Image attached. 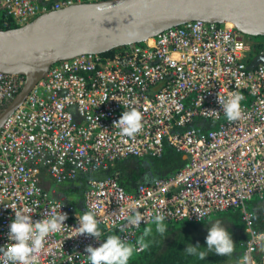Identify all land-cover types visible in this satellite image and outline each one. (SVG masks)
Returning a JSON list of instances; mask_svg holds the SVG:
<instances>
[{
	"label": "built area",
	"instance_id": "built-area-1",
	"mask_svg": "<svg viewBox=\"0 0 264 264\" xmlns=\"http://www.w3.org/2000/svg\"><path fill=\"white\" fill-rule=\"evenodd\" d=\"M92 1L0 0L1 23L20 26ZM257 57L264 58V36L243 34L232 23L189 21L111 55L85 53L52 64L0 127V248L10 243V207L31 209L34 222L53 208L68 215V229L49 237L39 264H88L85 248L99 247L107 232L135 244L158 213L164 223H196L236 209L248 229L242 255L264 264V253L251 243L249 208L251 200L264 199V62L250 67ZM23 83L22 75L0 72V108ZM230 92L244 97V116L233 122L217 99ZM133 107L143 113V130L134 139L121 137L113 122ZM165 144L187 157L171 175L131 192L116 176H92L129 157H160ZM83 173L91 175L82 211L45 186ZM136 202L145 216L138 227L126 219ZM85 211L101 221L100 241L68 239ZM198 212L205 214L201 220Z\"/></svg>",
	"mask_w": 264,
	"mask_h": 264
},
{
	"label": "water",
	"instance_id": "water-1",
	"mask_svg": "<svg viewBox=\"0 0 264 264\" xmlns=\"http://www.w3.org/2000/svg\"><path fill=\"white\" fill-rule=\"evenodd\" d=\"M189 21L232 23L243 34L264 36V0H148L147 7L143 0H96L0 28V72L24 77L19 92L0 108V127L55 62L140 43ZM258 61L264 58L250 67Z\"/></svg>",
	"mask_w": 264,
	"mask_h": 264
},
{
	"label": "clouds",
	"instance_id": "clouds-1",
	"mask_svg": "<svg viewBox=\"0 0 264 264\" xmlns=\"http://www.w3.org/2000/svg\"><path fill=\"white\" fill-rule=\"evenodd\" d=\"M143 2L147 7L148 0H143ZM135 35L133 32L128 33L129 38H135ZM217 99L228 121L233 122L243 118L241 102L244 97L241 94L230 92L225 96L219 93ZM143 120V113L133 107L128 111H123L120 119L113 122V127L119 129L118 134L121 137L134 139L143 130ZM141 206L140 202L131 206L132 214L126 218L129 225L138 227L145 220L144 214L139 211ZM10 208L15 213V218L9 226L8 240L10 243L0 248V264H39L40 255L44 251L49 237L68 229L65 225L68 215L62 213L60 209L57 211L53 208L44 215L43 219L34 222L31 209L25 208L21 211L14 210L13 207ZM203 215L205 214L198 212V219L201 220ZM77 219L78 226L70 228L74 236L68 239L86 235L97 241L101 240L103 234L100 228L101 221L97 219L95 211H85L83 215H77ZM165 219L163 214L158 213L153 216L151 221L155 225L156 232L160 235H164L168 230L164 223ZM209 225L205 238L206 251L201 250L197 243L195 246L188 244L184 250L185 253L200 260H205L209 252L221 257H232L236 252V244L230 232L219 220L211 222ZM151 231V228L146 229L135 244L127 242L118 235H109L99 247L87 246L85 252L88 254L86 256L88 264H130L136 254L148 249L149 242L146 238L151 234ZM252 236L251 243L261 253H264V232H252ZM69 259H72V256H69ZM237 264H254V261L246 252L238 258Z\"/></svg>",
	"mask_w": 264,
	"mask_h": 264
},
{
	"label": "trees",
	"instance_id": "trees-1",
	"mask_svg": "<svg viewBox=\"0 0 264 264\" xmlns=\"http://www.w3.org/2000/svg\"><path fill=\"white\" fill-rule=\"evenodd\" d=\"M17 27L13 24L2 26L0 18V28L7 29ZM263 36H256L261 39ZM115 49H112L104 55H111ZM187 157L184 153L176 151L173 147L165 144L163 154L160 157L146 156L143 158L129 157L114 164L109 165L106 169L92 174L95 177L116 176L118 183L128 192L133 191L138 184L146 183L152 179L165 177L179 170L186 162ZM90 173L80 174L76 180L70 182L67 202L74 205L76 209L82 211V193L85 188V181ZM249 208L253 212L251 228L255 232H264V199L251 200ZM239 212V211H238ZM214 215L217 219H220ZM212 217V216H211ZM210 218V217H209ZM209 218L200 222L178 221L165 223L167 232L160 235L156 232L155 226H151V234L146 238L149 242L148 249L136 254L130 264H237V260L242 256L245 241L248 238L247 226L241 224L235 225V221H242L240 214L239 219H232L231 224L223 225L232 235L236 244V252L232 257H221L209 252L205 260L189 256L185 253L188 244L195 246L199 243L201 250L206 251V236L208 228L204 225L195 226L197 223L208 222ZM243 222V221H242ZM210 224V222H208ZM102 232L104 228L100 227ZM146 231V227L144 232ZM143 232V233H144ZM115 235L113 232L105 233V236Z\"/></svg>",
	"mask_w": 264,
	"mask_h": 264
},
{
	"label": "rangeland",
	"instance_id": "rangeland-1",
	"mask_svg": "<svg viewBox=\"0 0 264 264\" xmlns=\"http://www.w3.org/2000/svg\"><path fill=\"white\" fill-rule=\"evenodd\" d=\"M45 186L50 189L49 191H50L51 195H53L54 197L64 198V195L68 194L70 183L67 182V183L61 184L60 186H54V184L52 182H50V185L48 183H45ZM238 216H239V212H238V210L235 209V210L222 212V213H220V216L217 215V217L220 219H217L216 217L212 216L209 218L208 222L211 223V222H215V221L219 220L223 225L231 224V223H233L232 219H239ZM208 222L197 223L195 226L204 225L205 227H210ZM241 224L245 225V223L242 221H238V222L235 221L236 226H240ZM151 226H153V225L150 224L149 226L146 227V229L151 228Z\"/></svg>",
	"mask_w": 264,
	"mask_h": 264
},
{
	"label": "crops",
	"instance_id": "crops-1",
	"mask_svg": "<svg viewBox=\"0 0 264 264\" xmlns=\"http://www.w3.org/2000/svg\"><path fill=\"white\" fill-rule=\"evenodd\" d=\"M67 196H68V195H66V194H65V195H64V199H66V200H67Z\"/></svg>",
	"mask_w": 264,
	"mask_h": 264
},
{
	"label": "bare ground",
	"instance_id": "bare-ground-1",
	"mask_svg": "<svg viewBox=\"0 0 264 264\" xmlns=\"http://www.w3.org/2000/svg\"><path fill=\"white\" fill-rule=\"evenodd\" d=\"M231 24V23H230Z\"/></svg>",
	"mask_w": 264,
	"mask_h": 264
}]
</instances>
